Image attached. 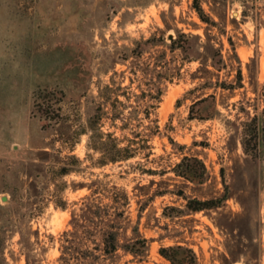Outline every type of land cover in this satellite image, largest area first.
I'll return each instance as SVG.
<instances>
[{
	"label": "rangeland",
	"instance_id": "rangeland-1",
	"mask_svg": "<svg viewBox=\"0 0 264 264\" xmlns=\"http://www.w3.org/2000/svg\"><path fill=\"white\" fill-rule=\"evenodd\" d=\"M127 1L0 0V264H57L61 234L93 181L100 194L114 195L115 184L129 192L135 219L138 199L146 201L142 230L153 239L150 254L143 261L124 255L121 264H171L159 247L177 243L192 247L199 264H264V159H252L242 143L244 124L264 112V0L229 1L222 18L203 0L215 26L200 19L193 0H149L147 6L137 0L140 5L112 13ZM167 24L168 40L178 27L204 41L210 28L226 66H209L214 84L205 89L204 81L193 80L200 61L183 63L177 51L182 78L169 84L153 110L158 132L151 136L137 102L149 89L141 70L149 52L123 59L136 41L160 37ZM45 88L63 91L53 101L77 133L72 153L43 128L36 107L45 101L38 96ZM203 93L216 95L219 113L192 120L190 105ZM105 101L127 118H105L101 129L131 145L135 157L99 166L102 154L80 132ZM183 155L205 161L212 176L207 184L175 174ZM182 192L231 197L217 209L190 213Z\"/></svg>",
	"mask_w": 264,
	"mask_h": 264
},
{
	"label": "trees",
	"instance_id": "trees-1",
	"mask_svg": "<svg viewBox=\"0 0 264 264\" xmlns=\"http://www.w3.org/2000/svg\"><path fill=\"white\" fill-rule=\"evenodd\" d=\"M205 1L210 5L211 11L222 18V10L225 9L227 2H244L245 0ZM142 4L147 6L150 1L146 0ZM138 5L140 4L137 0H129L124 5L115 7L112 13L118 14L123 6L136 7ZM191 7L208 26L217 24L214 14L206 11L203 0H193ZM169 28L167 24L166 29L161 30V35L158 38L156 34H151L149 37H143L136 41L132 49L133 54L123 59L125 63L130 58L138 59L144 52H149V57L144 63L145 66L141 69L149 82V89L143 91L142 96L137 95V102L149 121L147 129H149L148 135L151 136L158 132L153 125L155 121L151 116L153 110L163 100L169 84L182 78L183 65L175 61L173 56L177 51L181 53L183 63L200 61L201 66L194 74L193 80L200 78L204 81L200 83L201 87L205 89L211 88L214 84L210 83L211 69L209 66H213L217 70H222L226 66L222 50L214 43V35L210 32V28L207 27L205 30L204 41H202V36L185 32L178 27H175L176 34L169 36L168 40L166 30ZM157 46H161V49L158 52L153 51ZM199 72H202L201 76L198 75ZM239 79H242L241 71ZM220 86L223 89L236 88L235 85L227 87L223 83ZM62 92L50 88L41 89L38 96L45 101L37 104L36 108L37 112L42 114L43 128H50L51 133L57 136L55 141L61 140L67 146L69 153H72L75 150L74 139L77 133L74 131L70 116L61 113V110L56 107L57 103L53 101H57V96ZM143 97L148 99L145 103L141 101ZM116 100L122 102L118 96ZM137 110V107H134V111ZM123 113L124 111H121L114 103L105 101L87 115V128H84L80 133H87L89 147L102 154L97 163L99 166L124 162L135 157L131 145L123 146L112 132H105L101 129L105 118H111L114 122L117 120L125 122L127 117L123 116ZM218 113L216 95L203 93L190 105L189 118L208 120L214 118ZM263 113L250 117L244 124L243 147L245 152L256 161L264 159ZM157 128L159 127L157 126ZM172 142L175 141L172 139ZM174 172L186 182L198 186L207 184L212 178L205 161L197 155H183L175 165ZM98 182L91 183L89 186L91 192L76 203H80L78 208L72 210L69 228L61 234V254L57 264H121L124 255H132L138 261L148 258L153 239L148 238L142 230L146 201L143 198L138 199V213L135 219L132 210L133 196L116 184L113 185L116 190L114 195L100 194L101 191L95 187ZM143 194L136 195L140 197ZM181 194L185 196L186 207L190 213L217 209L231 197L228 193L206 198L186 195L184 192ZM159 253L171 264H199L196 251L188 245L178 243L161 245Z\"/></svg>",
	"mask_w": 264,
	"mask_h": 264
}]
</instances>
